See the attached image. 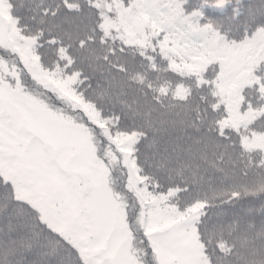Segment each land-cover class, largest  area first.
I'll return each instance as SVG.
<instances>
[{"label": "snow or ice", "instance_id": "6c2138e0", "mask_svg": "<svg viewBox=\"0 0 264 264\" xmlns=\"http://www.w3.org/2000/svg\"><path fill=\"white\" fill-rule=\"evenodd\" d=\"M0 264H264V0H0Z\"/></svg>", "mask_w": 264, "mask_h": 264}]
</instances>
